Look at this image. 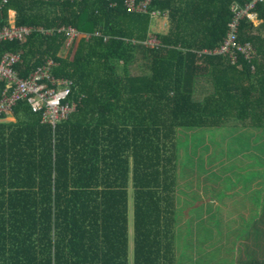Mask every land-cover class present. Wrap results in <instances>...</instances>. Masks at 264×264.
<instances>
[{
  "label": "trees",
  "instance_id": "16d2710c",
  "mask_svg": "<svg viewBox=\"0 0 264 264\" xmlns=\"http://www.w3.org/2000/svg\"><path fill=\"white\" fill-rule=\"evenodd\" d=\"M254 1L150 0L140 12L125 0H0V30L13 11L17 26L50 31L2 41L0 58L20 55V78L53 60L77 104L54 127L27 101L12 107L15 121H0V264H197L180 256L181 241L205 245L202 261L215 254L214 206L193 207L188 195L224 194V171L211 148L204 155L194 144L186 159L181 143L203 129L264 132V0L255 19H238L236 41L252 47L251 58L217 52ZM152 11L167 19L165 32L152 30ZM68 27L78 32L69 45L60 31ZM263 158L264 148L248 160ZM197 170L203 181L193 190ZM251 198L258 212L246 235L221 221L230 264H264V188ZM191 208L197 239L181 225ZM218 257L208 264H225Z\"/></svg>",
  "mask_w": 264,
  "mask_h": 264
},
{
  "label": "rangeland",
  "instance_id": "374dc122",
  "mask_svg": "<svg viewBox=\"0 0 264 264\" xmlns=\"http://www.w3.org/2000/svg\"><path fill=\"white\" fill-rule=\"evenodd\" d=\"M14 18L15 14L10 12V23L13 22ZM166 28L167 19L163 17L156 19L152 30L154 32H165ZM7 121H15V119L14 117L9 116L7 118ZM194 133L195 135H193ZM196 133L197 131L187 132V135H189V140L181 143L183 146V157L185 156L186 158L188 155H192L193 153L191 152V154L189 151L195 150V147L193 146L194 144H197L199 142H201V149L199 150V153H203L205 155L208 148H211V157L217 158V160L213 162L215 169L222 168L224 171L223 179L220 180L223 182L222 189L224 194H220L218 195V197H213V195H203V197H200L199 199H197L194 195H188V198L191 201V205L193 207L201 203L212 204L214 206V212L217 213L216 228L218 232L216 236L219 244L216 245L215 241H213L216 239H213L210 243H208L207 245H210V247H213L215 245L216 247H218V249H215L216 251L213 256L209 254L207 260L203 259L202 261V258H205L206 255L201 254L200 249L198 252V248L203 249L205 245L201 246L197 243L196 246H193L196 247V249H194L193 247H190L192 243H189V241H181L179 244L180 256L183 253L189 263H192L194 262V259H197V264H208L209 262L213 263V259L214 261H217L218 258L219 261L218 256H222V258H224L225 264H230V255L228 254V252H225L227 248H224V243L222 248V243L220 241L222 240L223 242H225L224 229L222 233L223 239H221V221L223 222V224L226 225L230 223L232 229L239 230L243 233V235H246V233L250 230L251 223L253 222V217H255L256 213L258 212L257 202L253 201L251 195L253 191H257L261 188H264V164L252 165L250 164L252 160L248 159L249 153L259 154L260 149L264 148V132L260 131L259 133H257L255 130H245L243 132H240V129L235 130L229 128H214L199 130V133ZM232 151L234 154L238 155H232ZM243 151H246L244 152V154L247 153L246 156L248 155V159H246V157L245 159L241 158V154L243 155ZM201 168L202 167H200L199 169ZM197 172L198 170L195 173ZM188 175L189 174H187V177L186 174L185 176L181 175L180 182L188 183ZM194 177L195 180L192 183V186L193 190H196L199 181L202 184L203 176L200 173H197L194 175ZM197 177H199V180H197ZM231 184L234 185V189L231 188ZM235 184L237 185L236 187ZM207 185L210 186L211 184L207 183ZM242 185L243 187L248 188V190L241 192ZM214 194L216 193L214 192ZM190 210L191 214L185 213L182 215L181 225L183 226L184 233L186 232V230H191V228H193V236L195 237V239H197V236L194 231V222L190 220L193 219V216L199 215V213L196 212V208H191ZM200 237L206 238L204 240L208 241L209 237L211 236L207 235L206 237H202L201 235ZM239 242L242 243L243 241L240 240ZM221 250L224 252L223 255H221L220 253ZM183 263L187 264V261L184 259Z\"/></svg>",
  "mask_w": 264,
  "mask_h": 264
},
{
  "label": "built area",
  "instance_id": "2783aa9c",
  "mask_svg": "<svg viewBox=\"0 0 264 264\" xmlns=\"http://www.w3.org/2000/svg\"><path fill=\"white\" fill-rule=\"evenodd\" d=\"M257 1L262 0H255L244 10L238 12L236 20L230 24L229 36L217 50L218 53L234 56L237 51L243 53L247 58H251L252 47L249 44L237 43L235 33L239 18L248 16L250 19H255L256 16L251 10ZM149 2L150 0H144L141 3H137V0H125L129 10L140 12H147ZM151 16L154 19L162 17L158 11H152ZM35 31L50 33L42 28L17 26L13 20L9 26L0 30V43L5 40L24 41ZM60 31H65L68 34V45L78 35L77 30L72 27L62 28ZM158 42L155 37L151 36L147 43L155 46ZM19 61L20 55L12 53H6L0 58V83L5 85L0 99V121H3L5 116L11 113L12 107L20 101H27L33 112L42 115V122L45 124L54 127L67 119L77 107V104L71 100L73 81L67 78H56L52 74V69L56 65L53 60H48L45 65L37 68L27 78H20L14 69L15 64Z\"/></svg>",
  "mask_w": 264,
  "mask_h": 264
},
{
  "label": "crops",
  "instance_id": "0c3cea01",
  "mask_svg": "<svg viewBox=\"0 0 264 264\" xmlns=\"http://www.w3.org/2000/svg\"><path fill=\"white\" fill-rule=\"evenodd\" d=\"M13 14H15L13 11H11ZM257 23L256 24H259L258 23V21H256ZM9 116H12L11 114L10 115H8L7 117H6V120H7V118L9 117ZM13 117V116H12ZM130 207H131V210H130V216H129V222H130V250H131V256H132V244H133V242H132V239H131V236H132V228H133V220H132V201L130 200Z\"/></svg>",
  "mask_w": 264,
  "mask_h": 264
}]
</instances>
